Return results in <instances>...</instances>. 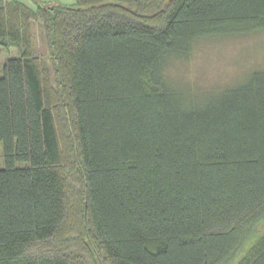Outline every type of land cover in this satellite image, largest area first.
I'll list each match as a JSON object with an SVG mask.
<instances>
[{"label":"trees","instance_id":"16d2710c","mask_svg":"<svg viewBox=\"0 0 264 264\" xmlns=\"http://www.w3.org/2000/svg\"><path fill=\"white\" fill-rule=\"evenodd\" d=\"M35 3L0 0V46L22 48L0 77V264H85L27 251L66 229L62 117L107 264H264V70L205 99L167 78L202 40L264 32V0Z\"/></svg>","mask_w":264,"mask_h":264},{"label":"rangeland","instance_id":"374dc122","mask_svg":"<svg viewBox=\"0 0 264 264\" xmlns=\"http://www.w3.org/2000/svg\"><path fill=\"white\" fill-rule=\"evenodd\" d=\"M10 1V0H4ZM29 6L36 7L35 1L46 5H73L75 0H16ZM161 1V0H160ZM43 26L37 21L32 23L31 34L35 54L43 59L51 71L52 82L58 92V86L53 76L52 63L49 58V47L46 42ZM22 48L11 42L0 46V77L3 75L5 63L21 56ZM264 70V32L224 36L200 41L194 48L190 58L175 61L167 70L168 80L178 89L196 99H205L210 93H217L243 82L250 74ZM60 96L57 95L55 105L60 116L67 114L60 106ZM61 118L62 144L65 149L64 169L67 173V191L69 212L66 229L55 239L40 242L28 247L29 254L34 256L64 255L73 261L83 259L85 264H107L95 243L87 239L84 231L85 217L81 211V189L74 176L75 165L73 158H68L69 144L73 137L69 135L72 126L67 127V121ZM60 122V121H59ZM66 137L67 140L66 141ZM3 145L0 144V169L5 168ZM82 260V261H83Z\"/></svg>","mask_w":264,"mask_h":264},{"label":"bare ground","instance_id":"6f19581e","mask_svg":"<svg viewBox=\"0 0 264 264\" xmlns=\"http://www.w3.org/2000/svg\"><path fill=\"white\" fill-rule=\"evenodd\" d=\"M19 2V1H18ZM49 7H50V5H49ZM35 13V12H34ZM42 24V23H41Z\"/></svg>","mask_w":264,"mask_h":264}]
</instances>
